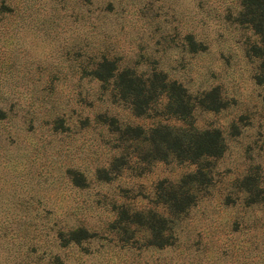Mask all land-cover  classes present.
I'll list each match as a JSON object with an SVG mask.
<instances>
[{"label":"rangeland","instance_id":"374dc122","mask_svg":"<svg viewBox=\"0 0 264 264\" xmlns=\"http://www.w3.org/2000/svg\"><path fill=\"white\" fill-rule=\"evenodd\" d=\"M240 8V0H0V264H264V82L250 50L259 36L238 21ZM102 56L143 77L166 72L195 97L191 113L167 112L160 95L135 114L112 79L88 75ZM213 87L216 109L199 103ZM158 123L218 128L224 152L152 158L143 135ZM130 125L143 133L124 136ZM198 167L208 183L196 202L168 212L161 187ZM149 209L169 220L168 244L120 216ZM80 226L86 237L71 241Z\"/></svg>","mask_w":264,"mask_h":264},{"label":"trees","instance_id":"16d2710c","mask_svg":"<svg viewBox=\"0 0 264 264\" xmlns=\"http://www.w3.org/2000/svg\"><path fill=\"white\" fill-rule=\"evenodd\" d=\"M241 8L237 19L241 24L250 26L259 36L258 42L251 45L250 50L259 57V71L256 74L258 82H264V0H240ZM93 69L88 71V75L100 80H113L117 94L122 98H127L135 114H143L151 109L160 95L167 97L165 110L179 116H187L191 113L194 99L186 87L176 79L167 77V73L161 70H153L149 75L143 77L138 75L129 67L119 70L113 58L102 56L95 61ZM199 103L204 107L216 109L221 106V98L216 87L202 93ZM109 124H113L111 121ZM119 130L117 126H115ZM126 137H138L143 133L139 126H127L123 130ZM128 134V135H126ZM143 138L149 142L152 150L148 155L152 158L165 159L169 154L179 160H190L199 162L205 157H218L225 149L221 131L218 128H205L202 130L181 128L168 124L158 123L149 129ZM74 179H76L74 175ZM208 183L203 177L200 167L196 171L187 173L176 184L163 186L160 193L161 201L167 206L168 212L180 214L193 205L197 200L195 189L200 184ZM162 181L159 182V186ZM255 180L247 176L243 182L247 191L255 190ZM257 189V188H256ZM255 199H250L253 201ZM127 211L121 213V218L145 225L154 239L153 244L164 245L169 242L165 240L164 230L168 228L169 220L164 216H159L151 209L147 212L139 213ZM87 235L84 227L73 228L70 231V240L78 241Z\"/></svg>","mask_w":264,"mask_h":264}]
</instances>
